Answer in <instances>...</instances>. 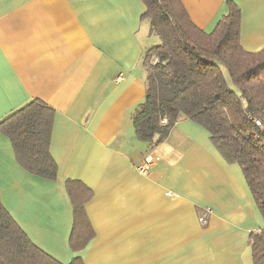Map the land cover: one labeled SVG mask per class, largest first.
I'll return each instance as SVG.
<instances>
[{"label":"crops","instance_id":"obj_1","mask_svg":"<svg viewBox=\"0 0 264 264\" xmlns=\"http://www.w3.org/2000/svg\"><path fill=\"white\" fill-rule=\"evenodd\" d=\"M211 31L240 9L242 48H264V0H180ZM141 0H0V122L34 98L54 110V180L30 174L0 131V201L36 245L63 264H253L264 218L237 163L209 132L178 120L153 148L132 114L145 96L146 50L158 44ZM166 144L172 150L161 155ZM153 157L146 174L137 167ZM67 179L91 188L93 236L73 251ZM211 208L206 225L199 213Z\"/></svg>","mask_w":264,"mask_h":264},{"label":"trees","instance_id":"obj_2","mask_svg":"<svg viewBox=\"0 0 264 264\" xmlns=\"http://www.w3.org/2000/svg\"><path fill=\"white\" fill-rule=\"evenodd\" d=\"M141 1L142 17L160 42L144 54L145 96L130 119L136 139L153 148L178 120L199 124L224 160L239 165L264 218V48H242L240 9L231 2L226 15L205 31L180 0ZM53 120V108L34 98L0 122L22 168L49 180L57 176L50 153ZM64 186L72 212L68 243L77 251L93 236L85 210L92 190L76 179ZM249 243L252 263L264 264V231L251 232ZM78 260L70 264H81ZM0 264L63 263L28 238L0 201Z\"/></svg>","mask_w":264,"mask_h":264},{"label":"built area","instance_id":"obj_3","mask_svg":"<svg viewBox=\"0 0 264 264\" xmlns=\"http://www.w3.org/2000/svg\"><path fill=\"white\" fill-rule=\"evenodd\" d=\"M165 119H162V122H165ZM153 164V157L151 155L145 156L144 161L137 167L138 171L142 174H146L150 166ZM212 210L209 207H205L198 215V221L201 225H206L208 217L211 214Z\"/></svg>","mask_w":264,"mask_h":264},{"label":"clouds","instance_id":"obj_4","mask_svg":"<svg viewBox=\"0 0 264 264\" xmlns=\"http://www.w3.org/2000/svg\"><path fill=\"white\" fill-rule=\"evenodd\" d=\"M172 149L167 146L166 144H161L156 151L160 153L161 155H166L168 152H170Z\"/></svg>","mask_w":264,"mask_h":264},{"label":"rangeland","instance_id":"obj_5","mask_svg":"<svg viewBox=\"0 0 264 264\" xmlns=\"http://www.w3.org/2000/svg\"><path fill=\"white\" fill-rule=\"evenodd\" d=\"M158 41H159V38L157 37Z\"/></svg>","mask_w":264,"mask_h":264}]
</instances>
